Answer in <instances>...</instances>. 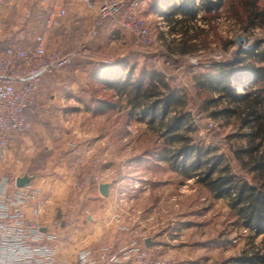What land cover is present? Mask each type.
Masks as SVG:
<instances>
[{
	"label": "rangeland",
	"instance_id": "374dc122",
	"mask_svg": "<svg viewBox=\"0 0 264 264\" xmlns=\"http://www.w3.org/2000/svg\"><path fill=\"white\" fill-rule=\"evenodd\" d=\"M147 2L153 0H142L135 14L145 22L154 38L153 45L138 43L129 30L114 27L115 32H111L114 34L109 36L98 53L105 60L102 62L104 67L99 70L101 66L94 62L93 67L96 69L90 67L89 72L94 71L97 76L94 79L87 77L86 85H80L84 90L80 96L85 103L79 102L82 107L77 109L75 116L81 123L77 122L75 126L63 124L57 128L47 125L44 126V132L49 135L51 129L54 130V135L51 134L53 140L56 132L64 136H77L76 143L69 142L67 146L59 145L56 149L59 157L57 161L61 162L60 157L67 159L66 169L71 176L70 180L67 178L68 189L65 191L74 198L87 199L90 193L77 175L80 163L71 156L74 158L72 160L70 153L86 140H91L94 144L90 152L94 154L93 166L96 156L97 162L101 163V156L107 165L104 173H99V182L107 181L113 185L107 195L114 199L112 209L120 210L125 219L129 216L126 219L129 225L138 226L139 235L151 240L150 245L158 251L165 264H238L237 257L264 245V235H255L245 228L236 210L230 207L225 198L212 197L208 189L195 178L186 177L172 170L166 161L158 160L161 148L166 143L158 125H150L147 119L141 120L130 115L124 96L120 95L116 87L102 81V77L110 79L114 73L120 75L131 67L136 76L142 69L163 72L172 86L186 93L185 110L190 112L193 120L189 134L201 145L223 154L236 174L253 182L251 174L241 169L232 153L235 147L245 144V139L238 135L241 133L238 119L213 118L202 110L201 98L197 95L192 76L206 70L207 63L231 60L238 52L264 40V30H243L223 8L211 22L212 28L206 34H200L201 47L194 53L195 56L173 55L176 44L171 38L167 43L161 33L164 30L159 27L162 23H155L161 19L145 17L140 11L148 8ZM197 2L199 0L196 5ZM199 24L203 26L202 21ZM159 33L163 38L161 41ZM240 36L244 40L238 43L237 38ZM225 40L232 42L227 49L223 46ZM236 90L243 92L244 88L238 86ZM76 101L69 104L74 105ZM74 129H78L77 132H73ZM79 132L86 135H78ZM68 151L69 154H66ZM15 158L13 156L12 163L10 158L0 159V176L11 178L17 170L20 171L21 167L17 166ZM61 172L58 176L64 179L63 172L66 171ZM91 179L97 186L93 176ZM99 195L103 194L100 192ZM139 242L145 244L144 238Z\"/></svg>",
	"mask_w": 264,
	"mask_h": 264
},
{
	"label": "trees",
	"instance_id": "16d2710c",
	"mask_svg": "<svg viewBox=\"0 0 264 264\" xmlns=\"http://www.w3.org/2000/svg\"><path fill=\"white\" fill-rule=\"evenodd\" d=\"M196 1L180 0L164 13L169 33L177 36L172 39L176 53H197L200 34L212 28L211 22L223 8L243 30H264V0H199L197 5ZM231 43L225 40L223 46L227 49ZM192 78L202 110L213 118L238 119V135L245 139V144L235 147L232 153L241 169L251 174L253 182L236 174L223 154L201 145L189 134L193 120L185 110L186 93L172 86L163 72L142 69L136 76L131 67L120 75L114 73L110 79L103 76L102 81L124 96L130 115L158 125L166 141L158 160L166 161L172 170L186 177L195 178L212 197L225 198L245 228L255 235H264V40L238 52L231 60L207 63L206 70ZM238 86L244 91L237 92ZM236 262L264 264V245L244 252Z\"/></svg>",
	"mask_w": 264,
	"mask_h": 264
},
{
	"label": "crops",
	"instance_id": "0c3cea01",
	"mask_svg": "<svg viewBox=\"0 0 264 264\" xmlns=\"http://www.w3.org/2000/svg\"><path fill=\"white\" fill-rule=\"evenodd\" d=\"M179 1L147 2L148 8L140 10L145 17L161 19V21L156 20L155 23H162L159 27L164 30L161 33L167 43L170 38L174 39L177 36L169 33L168 21L164 13ZM52 4L53 0H0V50L10 43L22 46L31 43L35 34L42 30L43 22ZM58 4L65 7L66 14L56 16L52 25L45 31L46 45L50 49H60L64 54L73 55L68 65L66 64L65 67L53 73L45 74L41 78L39 89L35 93V98L41 106L25 111L31 127L26 133L18 136L8 153L7 158H10L11 163L15 156L17 166L21 167L20 171L17 170L11 176L8 189L13 188L17 176L23 174L32 176L30 182L41 187L43 197L48 200L41 213L43 230L56 236L54 244L58 257L65 259L68 264H76V254L80 248L97 250L107 246L111 250H118L132 240L140 241L144 238L145 241L148 237L139 235L138 226L129 225L126 220L129 216L125 219V216L120 214V210L112 209L114 199L110 195H99V184H109L108 194L112 191L113 185L107 181L98 182L97 186L93 184L92 176L99 175V173L102 175L107 165L98 155L101 163L97 162L98 157L96 156L95 167L93 166L92 156L94 154L90 152L94 144L91 140H86V142L84 140V144H80L70 153V157L76 158L80 163L77 167V175L83 182V187L89 189L87 190L90 193L89 197L87 199L74 198L65 191L68 186L66 182L70 180L71 175L66 169L67 159L60 157L61 162L57 161L59 157L56 155V149L59 145L67 146L69 142L76 143L77 136L74 134L64 136L56 132L57 138L53 140L54 130L51 129L50 138L44 132V126L57 128L63 124L81 123L75 116V112L82 107L79 102L85 103L80 96L84 92L80 85H86L87 77L94 79L97 76L94 71L89 72V68L95 63L101 66L99 70L104 67L102 62L105 60L98 53L109 36L114 34L111 32H115L114 27L116 26L106 19L96 34L92 35L90 33L91 21L97 13L96 5L88 7L79 0H59ZM159 35L161 41L163 38L160 33ZM172 53L173 55H185ZM93 69L96 68L93 67ZM72 101H76V104H69ZM77 130L74 129L73 132ZM77 134L86 135L81 132ZM66 154H69V151ZM61 171H66L63 172L64 179L58 176V173H62Z\"/></svg>",
	"mask_w": 264,
	"mask_h": 264
},
{
	"label": "built area",
	"instance_id": "2783aa9c",
	"mask_svg": "<svg viewBox=\"0 0 264 264\" xmlns=\"http://www.w3.org/2000/svg\"><path fill=\"white\" fill-rule=\"evenodd\" d=\"M59 0H53L42 30L25 46L10 43L0 50V159L6 160L18 136L26 133L31 122L25 111L41 104L35 93L43 75L70 63L73 54L46 45L45 31L56 16L66 14ZM88 7L97 6L90 33L95 35L109 19L118 28L129 30L135 41L146 46L154 38L135 11L142 0H79ZM150 1V0H147ZM194 55L195 54H187ZM98 183L99 175H93ZM14 183V179H13ZM10 178L0 176V264H68L57 255L56 236L43 230L41 213L47 205L42 188L28 184L8 189ZM76 264H165L153 245L132 240L118 250L107 246L91 250L80 248Z\"/></svg>",
	"mask_w": 264,
	"mask_h": 264
},
{
	"label": "water",
	"instance_id": "95a60500",
	"mask_svg": "<svg viewBox=\"0 0 264 264\" xmlns=\"http://www.w3.org/2000/svg\"><path fill=\"white\" fill-rule=\"evenodd\" d=\"M243 40H244V38L241 37V36L237 38V42L238 43H240ZM31 179H32V176L31 175H28V174H23L22 176H17L15 178V185L17 187H22V186L28 184ZM108 187H109V184L108 183H101V184H99V191L103 195L107 196L108 195ZM144 243H145L146 246H148V245L151 244V240L149 238H146V240L144 241Z\"/></svg>",
	"mask_w": 264,
	"mask_h": 264
}]
</instances>
